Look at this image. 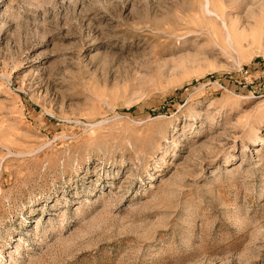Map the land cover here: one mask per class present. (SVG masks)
<instances>
[{
  "label": "rangeland",
  "instance_id": "rangeland-1",
  "mask_svg": "<svg viewBox=\"0 0 264 264\" xmlns=\"http://www.w3.org/2000/svg\"><path fill=\"white\" fill-rule=\"evenodd\" d=\"M0 264H264V0H0Z\"/></svg>",
  "mask_w": 264,
  "mask_h": 264
},
{
  "label": "bare ground",
  "instance_id": "bare-ground-1",
  "mask_svg": "<svg viewBox=\"0 0 264 264\" xmlns=\"http://www.w3.org/2000/svg\"><path fill=\"white\" fill-rule=\"evenodd\" d=\"M210 13H215L217 16L220 15L216 11H211Z\"/></svg>",
  "mask_w": 264,
  "mask_h": 264
}]
</instances>
